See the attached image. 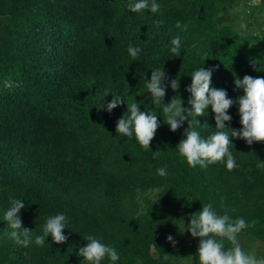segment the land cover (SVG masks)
Segmentation results:
<instances>
[{"label": "trees", "instance_id": "trees-1", "mask_svg": "<svg viewBox=\"0 0 264 264\" xmlns=\"http://www.w3.org/2000/svg\"><path fill=\"white\" fill-rule=\"evenodd\" d=\"M12 1L16 12L0 45V224L8 225L4 215L11 206L10 197L22 200L25 207L19 215L23 227L32 229V242L25 247L0 233V264L73 262L81 258L77 253L86 245L87 235L116 249L119 259L112 262L106 257L104 264H137L140 254L153 263L160 261L164 248L157 216L151 215L145 232L132 234L126 229L129 222L121 208L124 197L137 186L135 164L156 167V160L148 156L149 150L139 144L135 134L117 133L121 117L114 111L122 109L124 102L110 113L107 103L114 95L124 99L130 84H147L152 69L159 68L166 73L168 88L172 79H179L182 92H177L175 99L191 108V93L186 89L195 70L212 69L211 87L228 90L237 77H264V55L237 47L233 41L217 44L188 62H182L187 45L180 44L178 57L171 52V39L179 36L181 41L185 25L193 29L190 15L199 9H212V16L218 13L216 0H156L167 5L157 13L150 9L132 12L128 4L138 0ZM157 20L162 21L159 27L154 23ZM129 45L141 49L136 60L128 53ZM76 79L102 84L108 98L99 96V89L95 94L67 89ZM239 90L240 96L244 95L243 89ZM102 104L104 108L98 110ZM228 114L232 127L242 128L238 103ZM201 117L195 118L194 129ZM203 117L215 119L211 106ZM188 126L185 120L184 131ZM199 134L203 139L212 135ZM65 139L76 141L86 155L79 165L63 154ZM242 140L247 157L241 162L235 158L238 167L231 171L226 160L192 167L178 152L182 160L176 173L169 175L178 190L165 194L163 201L171 204L186 199L191 214L201 210L208 203L199 193L205 188L207 171L214 166L240 176L248 189L264 192L258 166L264 142L249 145ZM164 182L145 178L142 184ZM58 213L68 217L69 227L63 229L67 241L56 243L49 235L43 246L37 245L35 237L43 235L47 218ZM237 239L246 244L264 243V223L243 229ZM225 246L231 247L230 242ZM152 248L159 254L157 259Z\"/></svg>", "mask_w": 264, "mask_h": 264}, {"label": "rangeland", "instance_id": "rangeland-1", "mask_svg": "<svg viewBox=\"0 0 264 264\" xmlns=\"http://www.w3.org/2000/svg\"><path fill=\"white\" fill-rule=\"evenodd\" d=\"M156 3L160 5V9L167 6L162 1ZM215 7L218 8V13L213 16L210 15L212 9H199L196 11L197 16L190 15L193 29L190 28L189 20L187 22L189 27L183 30L180 41V44L187 45L186 50H188L182 62L196 60L206 50L227 41H233L237 47L253 49L264 55V0H216ZM15 12L16 7L12 0H0V45L8 34L7 25ZM242 23L246 24L247 27L241 28ZM227 82L229 83L228 80ZM230 85L233 87L226 90L228 98L237 100L240 97V90L236 88L235 84L231 83ZM67 89L77 90L84 94H95L96 89H99L98 95L108 98V90L102 84L95 82L87 83L79 79L72 80ZM177 92H182L180 87L178 90H173L166 86L164 103H169L173 97L175 98ZM132 103H137L142 112L150 113L153 111L157 115L160 126L150 142L148 156L156 160L155 163L158 167L151 165L143 168L141 162L135 164L133 174L137 176V186L134 191L124 197L121 208L129 222L126 229L132 234L145 232L149 227L151 215L155 214L160 224L159 233L164 248V255L160 261L153 263L140 254L136 258L137 264H199L200 238L193 237L187 229L191 220L188 200L179 199L171 204L163 201L165 194L178 190L175 183L169 179V175L176 173V167L181 159L176 146L182 139L184 129L181 126L176 131H172L170 126L164 122L163 103L159 107L152 103V96L145 83L130 84L124 98V107L114 111V113L116 112L115 114L121 118L124 115L127 117L130 115L127 104ZM196 123L195 129L198 132L204 131L213 134L217 131L214 118L208 119L202 116ZM225 123L233 128L230 122L226 121ZM225 130L227 131V129ZM230 139L232 140V144L229 146L230 151H234L236 160L244 161L247 157V150L243 140L236 137H230ZM61 143L59 142V144ZM76 143L74 140L65 139L62 146L66 150H63V154L68 156L69 162L79 165L85 160L86 155L78 149ZM157 150H159V155L153 158V152ZM258 156L260 157L259 165H264V151ZM158 168H166L167 175H158ZM259 170L261 171L260 182L264 187V166H259ZM228 172L217 166L209 168L203 180L205 188L199 193L200 198L211 203L218 215L227 214L233 220L242 217L248 227L259 221L264 223V192L248 189L240 176ZM145 178L164 179L165 182L162 185L142 184ZM10 229L8 225L0 224L1 236H10ZM169 236L173 237L175 246L167 239ZM239 243L246 252L254 251L258 258H263L264 250L261 246L248 247L245 242L239 241ZM150 252L153 257L158 258L159 254L155 252L154 248L150 249ZM165 255L168 256V259H164ZM106 262L107 259L105 258L101 264ZM63 264H88V262L81 257L79 260Z\"/></svg>", "mask_w": 264, "mask_h": 264}, {"label": "clouds", "instance_id": "clouds-1", "mask_svg": "<svg viewBox=\"0 0 264 264\" xmlns=\"http://www.w3.org/2000/svg\"><path fill=\"white\" fill-rule=\"evenodd\" d=\"M128 8L132 12H139L143 9H150L152 13H157L160 5L156 0H138L135 3H129ZM157 27L162 21H154ZM177 28L181 23L177 21ZM186 29V25L184 26ZM246 24H241V28H246ZM171 52L176 57L180 56V38L179 36L171 39ZM141 49L129 45L128 53L133 60H136ZM256 62H253L255 66ZM191 85L187 91L191 93L188 104L191 108H185L180 100L171 99L169 103H164L166 95L165 80L167 79L164 70L152 69L151 78L148 79L146 87L152 96V103L156 107L163 103L162 111L164 113V122L170 126L172 131L180 128L185 120H188L189 126L185 129L183 136L176 148L182 157H185L187 163L195 167L197 164L201 167H207L209 164L225 162L229 171L238 167L235 157L229 149L232 140L230 137L244 139L249 145L253 142H264V77H252L245 75L243 79L237 77L234 81L237 89H243L244 95L237 100L228 98L226 90L211 87L212 69L200 67L192 74ZM171 88L178 90L180 87L179 79L170 81ZM124 99L114 95L111 102L107 103L106 110L110 113L118 105L122 104ZM239 104L240 123L242 128L234 129L225 122H230L232 117L228 114L230 107ZM130 115H125L116 123V131L119 134L135 138L144 148H150V142L153 140L158 129L159 121L157 115L152 112H142L137 103L127 104ZM211 106L215 113L216 129L207 139L201 138L198 131L193 128L196 117L204 116L205 109ZM104 104L98 106L103 109ZM191 118V119H189ZM227 129V131L225 130ZM159 155V150L153 152V158ZM264 166V165H258ZM157 174L166 176V168H158ZM11 206L6 210L4 220L8 226L13 229L10 237L17 244L25 247L32 242V229L23 227L20 218V211L25 207L22 200L10 197ZM68 226V217L63 213L49 216L43 227V235L35 237V243L43 246L45 238L52 236L54 242L64 243L68 237L63 233V229ZM248 227V224L242 217L236 219L230 218L227 214L218 215L211 203L203 204L201 210L191 214V220L188 224V230L193 237H199L198 259L199 264H264V258H258L255 252H246L239 243L238 234ZM217 237L221 239H217ZM86 245L79 247L78 255L83 257L88 264H101L107 257L115 262L119 259L116 249L112 246L102 243L94 235L84 236ZM175 246L172 236L167 238ZM230 242L231 247H226L224 240ZM164 259H168L165 255Z\"/></svg>", "mask_w": 264, "mask_h": 264}, {"label": "crops", "instance_id": "crops-1", "mask_svg": "<svg viewBox=\"0 0 264 264\" xmlns=\"http://www.w3.org/2000/svg\"><path fill=\"white\" fill-rule=\"evenodd\" d=\"M218 240L221 239V238H217ZM227 240L225 239L224 240V243L226 242ZM239 241V240H238ZM255 246H261L264 250V243L262 241H253L251 243L248 244V247H255ZM264 253V252H263ZM264 258V254L262 256Z\"/></svg>", "mask_w": 264, "mask_h": 264}]
</instances>
